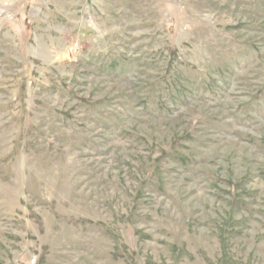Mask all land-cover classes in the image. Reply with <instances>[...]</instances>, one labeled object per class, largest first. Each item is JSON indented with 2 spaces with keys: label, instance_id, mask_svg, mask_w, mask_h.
Here are the masks:
<instances>
[{
  "label": "rangeland",
  "instance_id": "374dc122",
  "mask_svg": "<svg viewBox=\"0 0 264 264\" xmlns=\"http://www.w3.org/2000/svg\"><path fill=\"white\" fill-rule=\"evenodd\" d=\"M0 264H264V0H0Z\"/></svg>",
  "mask_w": 264,
  "mask_h": 264
}]
</instances>
